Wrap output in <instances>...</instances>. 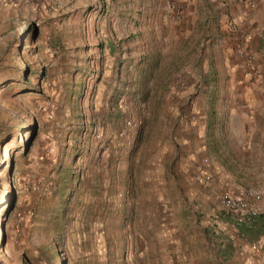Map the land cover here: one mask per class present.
<instances>
[{
  "label": "rangeland",
  "instance_id": "rangeland-1",
  "mask_svg": "<svg viewBox=\"0 0 264 264\" xmlns=\"http://www.w3.org/2000/svg\"><path fill=\"white\" fill-rule=\"evenodd\" d=\"M184 1L0 0V264H264V0Z\"/></svg>",
  "mask_w": 264,
  "mask_h": 264
},
{
  "label": "built area",
  "instance_id": "built-area-1",
  "mask_svg": "<svg viewBox=\"0 0 264 264\" xmlns=\"http://www.w3.org/2000/svg\"><path fill=\"white\" fill-rule=\"evenodd\" d=\"M170 1H177L180 4V0ZM249 1L239 0L242 4H247ZM247 67L248 73L256 76L257 72L249 60ZM216 201L223 215L241 238H249L255 249L264 248V208L260 205V194L249 192L245 196L235 197L224 192L216 197Z\"/></svg>",
  "mask_w": 264,
  "mask_h": 264
},
{
  "label": "crops",
  "instance_id": "crops-1",
  "mask_svg": "<svg viewBox=\"0 0 264 264\" xmlns=\"http://www.w3.org/2000/svg\"><path fill=\"white\" fill-rule=\"evenodd\" d=\"M187 1H188V0H185L184 3H183V5H186ZM114 26H115V23H114V25L112 26V28H113ZM128 27H129V31L132 32V31H133V30H132V29H133V24L131 23ZM230 58H231L230 60L233 61V63H235V62L237 61V59H236L237 57L234 56V55H232V56L230 55ZM256 72H257V71H256ZM242 88H243V91H244V90H247L246 87H244V86H242ZM231 228H233V227H231Z\"/></svg>",
  "mask_w": 264,
  "mask_h": 264
},
{
  "label": "trees",
  "instance_id": "trees-1",
  "mask_svg": "<svg viewBox=\"0 0 264 264\" xmlns=\"http://www.w3.org/2000/svg\"><path fill=\"white\" fill-rule=\"evenodd\" d=\"M14 191V190H13Z\"/></svg>",
  "mask_w": 264,
  "mask_h": 264
}]
</instances>
